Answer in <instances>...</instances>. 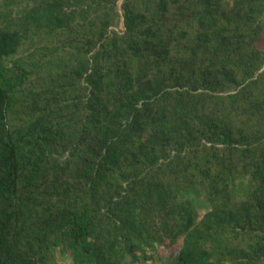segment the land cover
Instances as JSON below:
<instances>
[{
  "label": "trees",
  "instance_id": "obj_1",
  "mask_svg": "<svg viewBox=\"0 0 264 264\" xmlns=\"http://www.w3.org/2000/svg\"><path fill=\"white\" fill-rule=\"evenodd\" d=\"M118 1L0 0V264H264V0Z\"/></svg>",
  "mask_w": 264,
  "mask_h": 264
},
{
  "label": "rangeland",
  "instance_id": "obj_2",
  "mask_svg": "<svg viewBox=\"0 0 264 264\" xmlns=\"http://www.w3.org/2000/svg\"><path fill=\"white\" fill-rule=\"evenodd\" d=\"M123 0L118 1V8H121ZM206 209V208H205ZM204 211V209H201ZM176 257V250L170 245H164L159 247L158 253L154 260H149L147 264H174ZM58 264H73L72 259L69 257H63L58 254Z\"/></svg>",
  "mask_w": 264,
  "mask_h": 264
}]
</instances>
